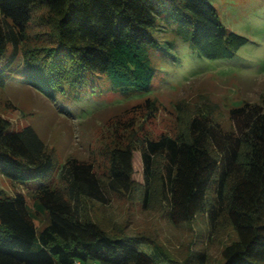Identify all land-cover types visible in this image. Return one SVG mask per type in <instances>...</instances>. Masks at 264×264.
<instances>
[{
	"label": "trees",
	"instance_id": "obj_1",
	"mask_svg": "<svg viewBox=\"0 0 264 264\" xmlns=\"http://www.w3.org/2000/svg\"><path fill=\"white\" fill-rule=\"evenodd\" d=\"M42 10L40 24L50 27L51 40L31 47L28 32ZM165 20L176 22L177 33L204 58H231L246 44L222 24L211 0H0V89L17 82L62 95L79 89L81 97L105 79L125 94L147 91L161 49L154 34ZM230 120L227 131L199 115L175 138L117 146L101 175L76 158L61 166L33 127L15 131L0 118L2 174L35 187L32 207L23 193L0 188V264H179L152 237L136 236L153 243L148 254L129 246L122 228L110 232L84 213L87 200L105 205L110 195H132L141 186L133 179L135 152L145 209L159 200L175 225L206 215L210 233L224 219L238 240L225 247L223 264H264V108L246 103ZM42 215L47 222L38 229ZM186 263L207 264V253L191 252Z\"/></svg>",
	"mask_w": 264,
	"mask_h": 264
},
{
	"label": "rangeland",
	"instance_id": "obj_2",
	"mask_svg": "<svg viewBox=\"0 0 264 264\" xmlns=\"http://www.w3.org/2000/svg\"><path fill=\"white\" fill-rule=\"evenodd\" d=\"M211 2L222 24L246 39L233 57H201L177 33L176 22L160 21L154 36L160 39L161 49L149 90L125 94L108 80L97 79L94 87L79 97V89L65 88L62 95L48 87L15 82L0 89V118L9 121L15 131L33 127L61 166L76 158L93 164L101 175L109 168V150L129 143L140 145L145 138H175L186 133L196 116H209L231 131L233 109L246 103L264 108V0ZM43 12H37L28 32L31 47L50 43V27L40 24ZM133 165V179L141 186L132 195H110L105 205L87 200L83 203L84 213L110 232L122 228L120 237L132 248L148 254L155 251L153 243L137 235L155 239L179 264H187L190 253L196 251L207 253V264H223L225 247L238 240L234 228L223 219L222 225L210 233L206 215H200L192 224L175 225L167 217L166 205L159 200L145 209L139 152L134 154ZM0 188L11 196L23 193L33 206L35 187L15 184L1 169ZM46 222L45 215L38 217V229ZM82 264L103 263L91 260Z\"/></svg>",
	"mask_w": 264,
	"mask_h": 264
},
{
	"label": "built area",
	"instance_id": "obj_3",
	"mask_svg": "<svg viewBox=\"0 0 264 264\" xmlns=\"http://www.w3.org/2000/svg\"><path fill=\"white\" fill-rule=\"evenodd\" d=\"M76 264H81L80 262H77Z\"/></svg>",
	"mask_w": 264,
	"mask_h": 264
}]
</instances>
